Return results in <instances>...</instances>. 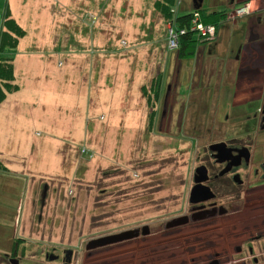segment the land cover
Wrapping results in <instances>:
<instances>
[{
    "label": "rangeland",
    "instance_id": "1",
    "mask_svg": "<svg viewBox=\"0 0 264 264\" xmlns=\"http://www.w3.org/2000/svg\"><path fill=\"white\" fill-rule=\"evenodd\" d=\"M35 1L33 12L67 15L69 44L79 46L81 83L91 81L99 64L104 67L102 77L109 63L131 61L132 69L120 63L116 70H127L128 78L135 79L131 104L137 116L128 132L122 130V118L118 125L105 123L109 128L104 134L101 125L99 136L90 139L95 147L86 143L82 133L74 140L77 147L67 150L68 174H53L46 180L44 199L37 193L33 210L20 221L22 245L15 250L18 264H62L61 254L71 255L70 264H100L113 260L118 251L119 258L133 254V262L142 260V264H264V242L250 239L246 232L245 236H232L224 228L248 209L264 183L260 179L264 173V128L257 130L251 122L262 102L246 103L242 113H236V106L228 100L218 102L221 109L207 110L213 105L220 107L215 104L219 99L209 91L205 98L190 91L179 96L178 104L197 109L165 117L170 126L160 125L162 130H158L156 116L151 121L149 113L154 110L155 115L160 110L161 99L150 95L155 101L152 107L147 93L163 73L168 76L165 88H171L174 74L169 61L177 49L166 45L168 19L153 0L141 4H136L138 0H65L63 4L62 0H37L40 6ZM176 13L171 10V16ZM112 44L117 46L114 52L110 51ZM219 139L242 140L251 152L249 163L240 162L234 171H239L241 183H233L230 173L224 174L211 181L214 199L192 202L189 193L195 182L194 169L211 162L207 145ZM218 168L216 165L212 171ZM41 183L36 184L37 190ZM213 224L216 228H207ZM120 262L124 264L126 259ZM0 264L14 263L2 259Z\"/></svg>",
    "mask_w": 264,
    "mask_h": 264
},
{
    "label": "crops",
    "instance_id": "2",
    "mask_svg": "<svg viewBox=\"0 0 264 264\" xmlns=\"http://www.w3.org/2000/svg\"><path fill=\"white\" fill-rule=\"evenodd\" d=\"M62 1L63 4L65 0ZM138 1L136 4L148 0ZM180 1L175 0L178 12L202 7L207 12L224 11L225 18L216 25V39L197 43L192 57H179L176 52V56L173 54L174 58L168 60L174 75L171 88H165L168 76L162 74L160 110L158 108L154 115L157 129L170 126L165 117L197 109L191 104H178L179 96L190 91L197 97L203 94V98L209 91L219 99L215 104L220 107L215 105L213 108V105L207 110L221 109L223 106L218 102L228 100L236 106V113H242L243 105L260 100L262 105L257 107L251 122L257 130L264 128L259 120L264 118L261 108L264 106V0H190L189 3L182 0V5ZM35 3L40 6L37 0ZM243 3H249L252 12L230 19L228 14L232 8ZM33 4L34 0H0V35L6 10L24 29L16 46L3 51L12 58L13 82L17 87L7 92L0 102L1 257L21 247L20 221L33 210L37 193L44 199L48 188L46 180H51L53 174L60 177L68 174L67 150L71 146L77 147L74 140H79V135L83 134L86 143L95 147L90 139L96 138L101 125V134H104L109 128L105 123L111 121L118 125L122 118V130L128 132L137 116V111L132 113L131 104L135 79L128 78L127 70H116L122 62L109 63L102 77L104 67L99 64L91 81L87 79L81 83L79 46L69 44L68 37L71 36L65 27L67 15L38 9L33 12ZM127 33L124 30V34ZM115 46L112 44L111 52L117 50ZM130 63L122 64H127L125 69H132ZM145 63L148 65L149 62ZM186 83L185 89L183 84ZM145 101L148 103L147 99ZM141 125L144 127L143 123ZM260 179H264V173ZM37 183H41L38 190ZM261 185L259 192L252 196L248 209L236 220L225 224L226 232H231L232 236L239 233L245 236L246 232L258 242H264V183ZM214 227L213 224L211 230Z\"/></svg>",
    "mask_w": 264,
    "mask_h": 264
},
{
    "label": "trees",
    "instance_id": "3",
    "mask_svg": "<svg viewBox=\"0 0 264 264\" xmlns=\"http://www.w3.org/2000/svg\"><path fill=\"white\" fill-rule=\"evenodd\" d=\"M175 4V0H156L154 3L155 8L161 13L164 19L171 18V9ZM194 10V9H193ZM193 10L179 13L175 16L177 24L185 25L193 17ZM199 15L200 21L203 23H211L217 25L218 22L225 18L224 11H214L207 12L205 9L197 8L196 10ZM177 13V14H178ZM24 29L16 22V20L11 16L10 12L6 10L3 20V29L0 35V102L5 98L6 93L14 90L16 84H14V73H13V63L10 55L4 54V49L14 48L18 42V39L23 35ZM198 40L193 37L190 32L180 35L179 47L177 49V54L181 57H192L195 53V47ZM3 52V53H2ZM158 80L153 81L152 91L147 93V99L150 101V105L153 107L152 97L159 95V85L161 78L157 77ZM152 97H151V96ZM150 119L152 121L154 116V110H151Z\"/></svg>",
    "mask_w": 264,
    "mask_h": 264
},
{
    "label": "flooded vegetation",
    "instance_id": "4",
    "mask_svg": "<svg viewBox=\"0 0 264 264\" xmlns=\"http://www.w3.org/2000/svg\"><path fill=\"white\" fill-rule=\"evenodd\" d=\"M194 10H196V9H194ZM261 108L264 110V106ZM261 125L263 126L264 123L261 122ZM240 141L242 142V140H237V139H235L234 141L233 140L228 141L226 139H219L218 141H213L211 144H208L209 146L207 145V147L210 148V154H208V157L212 160H211V162L209 161L208 163H206V162L202 163L199 166H196V168L194 169V180H195V182H194L193 186L190 188V193H189V199L192 202H199L201 204L204 201L214 199L216 197V193L213 190V187H212L213 182H211V181H213L216 178H220L224 174L230 173L229 177L233 183H235V182L241 183V179L238 176L239 171H237L236 173L234 171H236L240 168V165H238L240 162H241V164H244V165L249 163L250 158H251V152L247 151L245 149V147H247V145L240 143ZM232 142L237 143V144L233 145V144H231ZM211 150L213 151L215 156L212 155ZM216 165L217 166L219 165V168L216 171H212V168ZM204 181H205V183L207 181L208 184H205ZM202 185L208 186L211 189V191L213 193V197L206 199V200L193 201V199L201 198L202 195L204 194L203 191H205V188ZM193 188L195 190H194V193L192 196L191 191ZM207 228H211V226H209ZM170 234L173 235V232L172 233L170 232ZM163 236H165V235H163ZM250 239H254V238L250 236ZM249 250H251V248ZM120 253H121L120 251H118V254L113 253V256H115V258L113 259L114 262H115V260H119V259H121V260L127 259V255L122 256V258H119ZM122 253L125 255L124 251H122ZM14 254H15V252H14ZM4 255L5 256H2V257L0 256V261L2 259L3 260L6 259V261L12 262L14 264L17 261V264H18V258L16 257V254L15 255L4 254ZM70 258H71V255H69V256L66 255V257H65V256H62V254H61L60 260H61L62 264H70V261H71ZM105 261H107V262H105ZM105 261L100 262V264H110L111 262H113L112 260H110V261L105 260ZM140 261H142V260H140ZM160 264H162V262Z\"/></svg>",
    "mask_w": 264,
    "mask_h": 264
},
{
    "label": "built area",
    "instance_id": "5",
    "mask_svg": "<svg viewBox=\"0 0 264 264\" xmlns=\"http://www.w3.org/2000/svg\"><path fill=\"white\" fill-rule=\"evenodd\" d=\"M172 11H177V7ZM252 12V8L249 3H243L236 5L232 8L228 17L230 19H235L237 17H241L243 15L250 14ZM176 15H179V13ZM175 15V16H176ZM193 17L187 22L185 25H178L175 16H172L168 19V23L166 26V45L169 49L174 50L179 47L180 35L185 34L186 32H190L194 38L201 41H211L216 37L217 28L216 25L211 23H203L199 19V15L197 11L193 10ZM85 149V148H84Z\"/></svg>",
    "mask_w": 264,
    "mask_h": 264
},
{
    "label": "water",
    "instance_id": "6",
    "mask_svg": "<svg viewBox=\"0 0 264 264\" xmlns=\"http://www.w3.org/2000/svg\"><path fill=\"white\" fill-rule=\"evenodd\" d=\"M203 187L205 188V191H203L204 194L202 195V197L201 198H197V199H193V201L206 200V199H209V198L213 197V193H212L211 189L208 186H203ZM194 190L195 189L193 188L192 191H191V195L192 196H193Z\"/></svg>",
    "mask_w": 264,
    "mask_h": 264
},
{
    "label": "bare ground",
    "instance_id": "7",
    "mask_svg": "<svg viewBox=\"0 0 264 264\" xmlns=\"http://www.w3.org/2000/svg\"><path fill=\"white\" fill-rule=\"evenodd\" d=\"M133 255V254H132ZM132 255H130L127 259H126V262L124 263V264H142L141 262H139V260H138V263H135L136 261H134L133 262V259H134V255L132 256ZM133 258V259H132ZM139 258V257H138ZM113 262H111L110 264H121L120 263V259L119 260H115V262H114V260H112ZM166 263L168 264V263H170V261H166ZM164 261H163V264H166ZM144 264V263H143Z\"/></svg>",
    "mask_w": 264,
    "mask_h": 264
}]
</instances>
